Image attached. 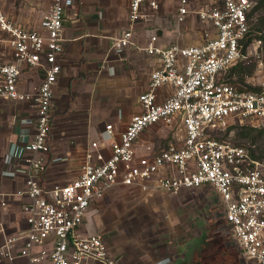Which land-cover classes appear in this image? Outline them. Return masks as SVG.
Masks as SVG:
<instances>
[{
	"label": "built area",
	"instance_id": "2783aa9c",
	"mask_svg": "<svg viewBox=\"0 0 264 264\" xmlns=\"http://www.w3.org/2000/svg\"><path fill=\"white\" fill-rule=\"evenodd\" d=\"M164 1L130 0L128 27L113 39L102 64L114 72L115 58L131 46L158 58L161 65L139 96L141 112L118 133L107 124L103 140L82 149L78 174L50 184L44 176L60 162L51 153L64 24L78 0H51L41 29L12 19L0 0V101L28 106L1 167V176L20 179L0 191V264H119L122 255L106 233L85 231L90 207L118 186L172 194L209 187L223 203L241 255L264 264V160L246 145L220 139L235 124L264 128V83L260 90H240L225 78L241 60L263 62L262 40L244 43L258 0H176L178 23L195 15L203 41L162 46L154 32L139 46L137 27H149ZM29 68L42 76L33 88L22 83ZM154 125L172 130L173 137L140 145Z\"/></svg>",
	"mask_w": 264,
	"mask_h": 264
},
{
	"label": "crops",
	"instance_id": "0c3cea01",
	"mask_svg": "<svg viewBox=\"0 0 264 264\" xmlns=\"http://www.w3.org/2000/svg\"><path fill=\"white\" fill-rule=\"evenodd\" d=\"M1 3L15 21L30 28L41 29V20L49 10L51 0H1ZM129 3L130 0H78L69 11L71 17L64 24L65 50L60 58L62 72L55 87L53 103L56 118L66 117L62 120L60 131L52 130L53 160L60 155L72 156L73 160L76 148L86 147L91 140L90 136L101 137L103 140L109 123L114 125L118 133L127 126L134 114L142 110L139 96L148 88L151 72L161 65L158 58L138 46H131L121 57L115 58L112 63L115 66L114 72L102 66L113 39L128 27ZM164 5L165 1L149 27H137L136 40L139 46L145 45L149 35L154 32L159 35V44L162 46L170 45L175 39L183 45L203 41V28L195 15H190L184 23L179 24L177 6H174L169 8L174 11V19L168 21L162 17L164 10H167ZM75 11L79 12L78 18L73 15ZM41 77L37 69H26L22 76L23 86L33 88L40 83ZM5 107L11 113L7 115V128L3 131L6 140L0 153V191L20 179L1 176V167L4 166L3 160H7L12 152L15 126L21 123L23 111L28 108L27 104L0 101V113ZM62 136L65 138L61 144ZM172 137V130L154 125L141 135L139 144L153 140L167 141ZM68 138L74 139L71 144L67 142ZM70 164L68 160L61 166L51 163L44 176L46 181L50 184L64 181ZM87 224L86 218V231ZM122 257L119 256V264L131 263ZM143 261L148 264L149 260ZM152 263L173 264L174 260L169 258L168 261Z\"/></svg>",
	"mask_w": 264,
	"mask_h": 264
},
{
	"label": "rangeland",
	"instance_id": "374dc122",
	"mask_svg": "<svg viewBox=\"0 0 264 264\" xmlns=\"http://www.w3.org/2000/svg\"><path fill=\"white\" fill-rule=\"evenodd\" d=\"M213 1L205 0L203 4ZM164 6L167 10H164L162 17L173 20L174 11L169 8L176 6V0H165ZM253 63L256 64L255 71L245 80L259 86L264 83V57L262 63L254 56L250 57V61L247 60V64ZM5 108L0 113V153L6 140L3 136L7 128L6 118L11 113L10 109ZM65 117L56 118L54 130L60 131ZM69 139L67 142L71 144L74 139ZM90 139L102 140L97 136H90ZM225 139L246 145L256 150L257 154L264 152V133L256 142H251L237 138V129H234L225 135ZM82 149L76 148L73 160L69 155L58 157L59 166L67 160L71 163L67 168L68 175L78 174L83 161L80 156ZM218 212L214 193L209 187L172 194L142 192L133 187L118 186L97 205L93 203L86 218L88 231L106 233L113 248L130 264H145L143 260L155 264L152 261H168L169 258L174 260L173 264H197L200 260L201 264H206L203 260L210 264H252L241 255L231 240L214 232L213 219L217 218Z\"/></svg>",
	"mask_w": 264,
	"mask_h": 264
},
{
	"label": "trees",
	"instance_id": "16d2710c",
	"mask_svg": "<svg viewBox=\"0 0 264 264\" xmlns=\"http://www.w3.org/2000/svg\"><path fill=\"white\" fill-rule=\"evenodd\" d=\"M248 19L250 31L244 43L247 45L254 38L261 39L264 52V0H258L257 5L248 14ZM255 66V63L247 64L246 60H241L226 72L225 78L235 84L240 90H260L261 86L249 84L245 80L247 76H251L254 73ZM234 77L237 78L234 79ZM234 129H237V138H245L251 142H256L264 133V128H256L247 124H235L229 127L220 139L225 140V135ZM251 151L256 157L264 160V152L257 154L256 150L251 149Z\"/></svg>",
	"mask_w": 264,
	"mask_h": 264
},
{
	"label": "flooded vegetation",
	"instance_id": "af4514ba",
	"mask_svg": "<svg viewBox=\"0 0 264 264\" xmlns=\"http://www.w3.org/2000/svg\"><path fill=\"white\" fill-rule=\"evenodd\" d=\"M215 201H216L217 208H218L219 212L217 214V218L215 217L216 219H213V220H215V221H213L214 222V226H215L214 227L215 228L214 232H216L217 234H219V235H221V236H223V237H225V238H227V239H229V240H231L233 242V240L231 238V234H230V229H231L230 225L225 220L223 203L220 200V198H218L217 196H215ZM230 244H232V243L230 242ZM200 261L197 262V264H201ZM206 261L207 260H203L202 262H205L206 264H210V262H208V261L206 262ZM212 263H215V261H213Z\"/></svg>",
	"mask_w": 264,
	"mask_h": 264
}]
</instances>
